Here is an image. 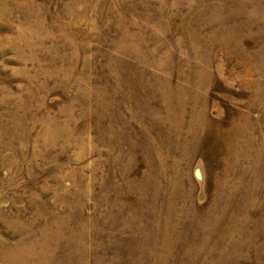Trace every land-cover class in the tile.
I'll use <instances>...</instances> for the list:
<instances>
[{
	"label": "rangeland",
	"instance_id": "1",
	"mask_svg": "<svg viewBox=\"0 0 264 264\" xmlns=\"http://www.w3.org/2000/svg\"><path fill=\"white\" fill-rule=\"evenodd\" d=\"M263 73L264 0H0V264H264Z\"/></svg>",
	"mask_w": 264,
	"mask_h": 264
},
{
	"label": "bare ground",
	"instance_id": "2",
	"mask_svg": "<svg viewBox=\"0 0 264 264\" xmlns=\"http://www.w3.org/2000/svg\"><path fill=\"white\" fill-rule=\"evenodd\" d=\"M206 65V64H205ZM255 65V64H254ZM253 65V66H254ZM251 68V67H250ZM256 68V67H255ZM249 69V68H248ZM252 69H253V67H252ZM259 69V68H258ZM258 69H257V71H258ZM256 71V70H255ZM195 74H196V72H194ZM250 73H251V71H248L247 70V75H250ZM259 73H261V72H259ZM201 74V73H200ZM253 75V74H252ZM263 75H264V73H263ZM262 75V76H263ZM204 76V75H203ZM251 82V81H250ZM194 83H196V81L194 82ZM256 83V82H255ZM196 85H197V83H196ZM200 85V84H199ZM194 86V85H193ZM263 86V85H262ZM167 87V86H166ZM200 88V87H199ZM259 88H260V86H259ZM169 89V88H168ZM175 90V89H174ZM259 90V89H258ZM170 92L171 91H169L168 93L170 94ZM173 92V91H172ZM171 92V93H172ZM167 93V92H166ZM167 93V94H168ZM178 93V92H177ZM262 94H263V92H262ZM165 96V95H164ZM170 96V95H169ZM172 96V95H171ZM175 96H177V95H175ZM162 97V96H161ZM166 97V96H165ZM258 97H260V96H258ZM168 98H170V97H168ZM167 98V99H168ZM173 99V98H172ZM178 100V99H177ZM262 100H264V99H262ZM168 101V100H167ZM172 101V100H171ZM170 101V102H171ZM174 102V101H173ZM177 102V101H176ZM178 104V103H177ZM180 104V103H179ZM170 105H171V103H170ZM172 108V107H171ZM173 110V109H172ZM168 112V111H167ZM178 112H179V110H178ZM195 112V111H194ZM170 113V112H169ZM183 114V113H182ZM176 115V114H175ZM196 115V114H195ZM200 115H202V114H200ZM180 116V115H179ZM204 116V115H203ZM174 117V116H173ZM198 117V116H197ZM202 117V116H201ZM172 118V117H171ZM180 118V117H179ZM196 118V117H195ZM200 118V117H199ZM178 119V118H177ZM176 119V120H177ZM193 119H194V117H193ZM172 120V119H171ZM181 120V119H180ZM196 120V119H195ZM199 120V119H198ZM202 120V119H201ZM51 121V120H50ZM175 121V120H174ZM55 122V121H54ZM171 122V121H170ZM193 122V121H192ZM56 123V122H55ZM194 123V122H193ZM198 123V122H197ZM200 123H202V122H200ZM190 124V123H189ZM199 124V123H198ZM239 124V123H238ZM48 125V124H47ZM46 125V126H47ZM50 125H51V123H50ZM49 125V126H50ZM59 125V124H58ZM193 125V124H192ZM195 125V124H194ZM193 125V126H194ZM199 125H201V124H199ZM199 125H198V127H199ZM215 125V124H214ZM189 126V125H188ZM191 126V125H190ZM195 127V126H194ZM193 128V127H192ZM203 128V127H202ZM230 128V127H229ZM234 128V127H233ZM243 128V127H242ZM46 129V128H45ZM199 129V128H198ZM201 129V128H200ZM218 129V128H217ZM231 129V128H230ZM235 129V128H234ZM50 130V129H49ZM203 130V129H202ZM201 130V131H202ZM212 130H214V129H212ZM228 130V129H227ZM196 131V130H195ZM194 131V132H195ZM216 131V130H215ZM229 131V130H228ZM199 132V131H198ZM241 132V131H240ZM189 133V132H188ZM197 133V132H196ZM238 133V132H237ZM43 134V133H42ZM212 134H214V133H212ZM244 134V133H243ZM59 135V134H58ZM64 135V134H63ZM220 135H222V134H220ZM234 135H235V133H234ZM45 136H47V135H45ZM191 136V135H190ZM227 136V135H226ZM42 137H44L43 135H42ZM215 138V137H214ZM227 138V137H226ZM231 138V137H230ZM215 140V139H214ZM224 140V139H223ZM234 140V139H233ZM236 140V139H235ZM57 141V140H56ZM239 141V140H238ZM237 141V145H238V142ZM235 142V141H234ZM233 143V142H232ZM48 147V146H47ZM234 147V146H233ZM225 148V147H224ZM229 148V147H228ZM63 151H64V149H63ZM232 151V150H231ZM234 153H235V151H233ZM231 153V152H230ZM224 156H225V154H224ZM228 157V156H227ZM232 157V156H231ZM234 158V157H233ZM232 158V159H233ZM226 159V158H225ZM231 159V158H230ZM231 159V160H232ZM235 160V159H234ZM237 162V161H236ZM226 163V162H225ZM263 176H264V173H263ZM253 203L254 202H252V201H249V203H248V205H246V210H249L251 207H252V205H253ZM170 204V203H169ZM174 205V204H173ZM169 207V206H168ZM168 209V208H167ZM212 209V208H211ZM171 210H173V209H171ZM244 210H245V208H244ZM164 211V210H163ZM180 211V210H179ZM151 212V211H150ZM160 212V211H159ZM168 212V211H167ZM175 212V211H174ZM184 215V214H183ZM243 218H244V215H243ZM242 218V219H243ZM207 219V218H206ZM165 220H166V217H165ZM249 220L250 219H245L244 218V221L243 220H240V221H238V219L237 218H235V217H233L232 219H231V223H232V226H231V228L229 229V231L225 234V236H227V237H232V235H237L238 237L237 238H240V237H242V236H246V238H247V240H241L240 241V243H238V242H236L235 244H233V245H235V247L236 246H238V247H241L242 245V247L244 248V244H245V242H247V241H251V240H254L255 239V237H257L256 235H257V233L256 232H251L250 231V223H252L253 224V222L255 221V220H251L250 221V223H249ZM236 221H238V222H236ZM163 222V221H162ZM165 222V221H164ZM256 222V221H255ZM259 222V221H258ZM238 223L241 225V227L240 228H237V225H238ZM55 225V227H56V229H57V231H56V234H54V235H51V236H49V231L47 230V229H43V234H42V239H41V241L39 242L38 241V243L40 244V245H43V250H41L40 252L41 253H43V254H46L48 251H49V249L50 248H53V246H52V244L54 243L55 244V242L58 240V238L60 237V231H59V222L57 223H55L54 224ZM167 226V225H166ZM163 231V230H162ZM158 232V231H157ZM208 235V234H207ZM206 236V235H205ZM246 238H243V239H246ZM249 239H251V240H249ZM73 240V239H72ZM70 243H71V241H70ZM58 244V243H57ZM59 245V244H58ZM219 245V244H218ZM246 245V244H245ZM52 246V247H51ZM231 246V245H230ZM230 246H228V247H230ZM36 247H38L37 245H31L30 247H22V246H17V247H15L14 248V250H13V252H11V253H9V255H8V257H10L11 259H13V261H18V262H20V263H22L24 260H32V258H34L35 257V255L37 256L38 254H36V252H35V248ZM216 247H218V246H216ZM215 247V248H216ZM234 247V248H235ZM237 247V248H238ZM241 247V248H242ZM56 248V247H55ZM221 248V247H220ZM224 248V247H223ZM222 248V249H223ZM41 249V248H40ZM203 249V248H202ZM201 249V250H202ZM54 250V249H53ZM217 250V249H216ZM229 250V249H228ZM51 251V253H52V249L50 250ZM224 251V250H223ZM156 252V251H155ZM208 252V251H207ZM227 252V251H226ZM261 252V251H260ZM50 253V252H49ZM56 253V252H55ZM49 255V254H48ZM228 255V254H227ZM233 255V254H232ZM236 255V254H235ZM55 256V255H54ZM208 257H210V256H208ZM51 258L53 259V256H51ZM219 258V257H218ZM4 259V258H3ZM47 260H48V258H46ZM51 259V260H52ZM208 259V258H207ZM7 260V259H6ZM54 260H56L55 258H54ZM206 260V259H205ZM218 261H220V258H219V260ZM50 262V261H49ZM53 262V261H52ZM19 264V263H18Z\"/></svg>",
	"mask_w": 264,
	"mask_h": 264
}]
</instances>
